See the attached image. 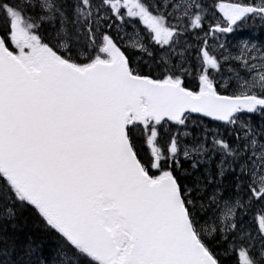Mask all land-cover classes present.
Masks as SVG:
<instances>
[{"label":"snow or ice","instance_id":"1","mask_svg":"<svg viewBox=\"0 0 264 264\" xmlns=\"http://www.w3.org/2000/svg\"><path fill=\"white\" fill-rule=\"evenodd\" d=\"M0 264H264V0H0Z\"/></svg>","mask_w":264,"mask_h":264}]
</instances>
